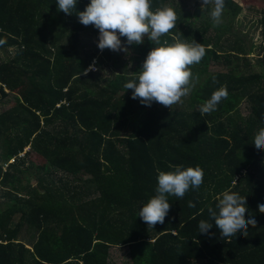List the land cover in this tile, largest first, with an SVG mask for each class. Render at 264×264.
<instances>
[{"label":"trees","instance_id":"1","mask_svg":"<svg viewBox=\"0 0 264 264\" xmlns=\"http://www.w3.org/2000/svg\"><path fill=\"white\" fill-rule=\"evenodd\" d=\"M88 3L77 0L68 15L57 0H0V105L15 96L0 112V192L9 199L0 264H109L111 248L126 246L134 264H264V151L253 144L264 127V10L252 25L257 44L242 26L251 6L225 0L226 24L217 25L214 6L193 13L177 0H152L153 10L177 14L161 42L179 37L206 50L192 66L190 94L168 108L143 105L124 87L155 45L121 37L134 64L124 51H101L99 30L79 22ZM225 84L228 97L201 114ZM33 155L43 161L26 167ZM176 166H200L203 183L183 198L169 195L164 223L148 227L139 210L156 195L159 171ZM33 169L36 184L26 182ZM225 190L245 197V219L257 221L246 234L221 238L209 215ZM201 220L213 223L209 234L199 233Z\"/></svg>","mask_w":264,"mask_h":264},{"label":"clouds","instance_id":"2","mask_svg":"<svg viewBox=\"0 0 264 264\" xmlns=\"http://www.w3.org/2000/svg\"><path fill=\"white\" fill-rule=\"evenodd\" d=\"M214 3L210 15L214 24L221 22L225 0H203V7ZM58 11L71 15L77 0H57ZM79 22L84 26L93 25L99 30L98 48L103 51H124L121 37H126L127 45H140L147 37L155 47L147 54L136 79L125 83V89H132V99H139L143 105L153 102L171 108L188 96L193 84L192 66L200 63L205 55V47L193 40L191 43L173 37L174 42H161L176 27L177 14L173 7L163 6L152 9V0H90L84 11L78 12ZM92 66L84 70L87 74ZM214 82L215 78H213ZM228 97L227 85H221L211 97L200 106L201 114L216 110L222 99ZM253 144L264 151V127H261ZM204 171L200 166L183 168L176 166L174 171H159L156 195L139 210L138 216L154 228L163 224L170 210L168 196L183 198L190 189H198L203 183ZM189 207H195L191 201ZM264 213V204H258ZM209 215L220 230L221 238H230L237 233L246 234L249 225L256 227L255 218L245 219L248 207L246 198L239 193L225 190L218 198L216 209L209 208ZM213 223L199 222V233L209 234Z\"/></svg>","mask_w":264,"mask_h":264},{"label":"rangeland","instance_id":"3","mask_svg":"<svg viewBox=\"0 0 264 264\" xmlns=\"http://www.w3.org/2000/svg\"><path fill=\"white\" fill-rule=\"evenodd\" d=\"M177 1L181 5L182 4H186L185 9H188L189 11H192L193 13L198 8L200 10H203L207 6H210V8H213V6H214V3H209L208 5L203 7L202 6L203 5V0H177ZM234 1H236L240 6H242V8L245 10L244 12H247L249 6L254 8L255 12H248L246 14V17L243 20V25L242 26H245L244 27L245 31L252 33L253 37H255V40H258L257 44H259L260 43V39L257 38V32H256V30L252 29V25L255 22V20H257V18H259V16L261 15L262 11L264 10V0H234ZM226 20L227 19L222 15L220 23L226 24ZM196 24H197V26L200 25L199 24V20L196 22ZM85 42H86L85 46L91 48L94 41L86 38ZM131 56L132 55H130L129 53L125 52L124 61L125 62L130 61V64H134V61L132 60ZM250 57L253 60L252 63L255 64V62H256V60L258 58L257 54H253ZM92 68H93V66H92ZM215 69L217 71L221 70V68H217V66L213 68V70H215ZM255 70L259 71V68L255 66ZM3 103L6 104V105H4V106L0 105V112H2L4 110H7L8 108H10V107H12L14 105L15 96L11 95ZM176 105L177 104H174L173 107H175ZM243 115L244 116L246 115L245 111H244ZM27 150H28V148L26 149V151ZM24 155L25 154L22 153L20 155V157H23ZM14 161L15 160L13 159L10 163H13ZM42 161L43 160L40 159L39 157H37V155H33L31 160H27L25 166L27 167V166L31 165L32 163L34 165H38V162H42ZM0 164L2 166H6L4 163L0 162ZM26 167H23V168H26ZM33 171H34V169H33ZM28 176H29V178L26 180V182H31L33 184H36L37 181L35 182V180L38 178V175L36 174V172L34 171L32 174H28ZM57 176L60 177L59 175H57ZM64 180H66L65 177H64ZM0 186H1V191H3L2 190L3 184L1 183V181H0ZM8 201H9V199H2V195H1V192H0V211H2L5 208V202H8ZM28 232H29V230L26 229V226H23L22 230L20 231L19 238L26 242L28 240V238H29V233L30 232L29 233ZM129 251H130V248L128 246H126V247H112L111 250H110L109 264H134Z\"/></svg>","mask_w":264,"mask_h":264}]
</instances>
